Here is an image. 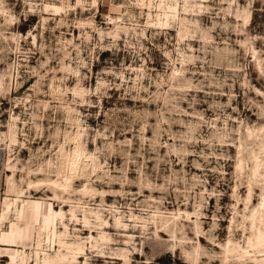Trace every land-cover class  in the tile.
Returning <instances> with one entry per match:
<instances>
[{"label": "rangeland", "instance_id": "rangeland-1", "mask_svg": "<svg viewBox=\"0 0 264 264\" xmlns=\"http://www.w3.org/2000/svg\"><path fill=\"white\" fill-rule=\"evenodd\" d=\"M0 264H264V0H0Z\"/></svg>", "mask_w": 264, "mask_h": 264}, {"label": "crops", "instance_id": "crops-1", "mask_svg": "<svg viewBox=\"0 0 264 264\" xmlns=\"http://www.w3.org/2000/svg\"><path fill=\"white\" fill-rule=\"evenodd\" d=\"M1 166H0V200H1V180H2ZM1 202V201H0ZM1 249V248H0Z\"/></svg>", "mask_w": 264, "mask_h": 264}]
</instances>
